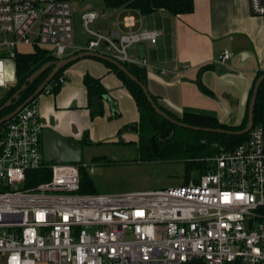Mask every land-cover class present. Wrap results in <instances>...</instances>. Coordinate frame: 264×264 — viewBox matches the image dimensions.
<instances>
[{
	"label": "built area",
	"instance_id": "2783aa9c",
	"mask_svg": "<svg viewBox=\"0 0 264 264\" xmlns=\"http://www.w3.org/2000/svg\"><path fill=\"white\" fill-rule=\"evenodd\" d=\"M84 0H0V60L20 44L56 58L69 48L131 59L134 43L156 38L149 29L94 31L98 17L81 20L89 37L72 41L73 3ZM104 1V0H103ZM264 16V0H249ZM123 27L135 25L132 15ZM228 51L220 54L223 62ZM164 73V71H162ZM64 81L63 77L59 82ZM47 84L42 92L49 93ZM38 98V97H37ZM35 97L0 126V254L5 264H264V128L252 127L238 146L207 158L211 168L171 187L121 193H80L86 162H45L40 107ZM50 178L25 186L29 171Z\"/></svg>",
	"mask_w": 264,
	"mask_h": 264
},
{
	"label": "crops",
	"instance_id": "0c3cea01",
	"mask_svg": "<svg viewBox=\"0 0 264 264\" xmlns=\"http://www.w3.org/2000/svg\"><path fill=\"white\" fill-rule=\"evenodd\" d=\"M140 22L124 29L145 28ZM145 24L156 32V38L129 47V57L146 60L147 87L158 103L177 115L195 110L212 114L225 125L239 126L253 81L264 71V16L251 13L249 0H193L191 12L164 15ZM20 46L27 47L19 52L34 49L20 44L16 51ZM224 51L230 57L222 62ZM77 52L68 49L63 57ZM62 73L64 81L57 90L38 95L44 127L80 144L82 158L84 147L92 143L137 140L131 131L118 136L121 127L138 121L139 114L128 89L104 62L84 57ZM86 73L100 79L104 88L101 95H95L101 98L99 112L91 111L94 96L88 95L83 83ZM198 82L210 94L202 92Z\"/></svg>",
	"mask_w": 264,
	"mask_h": 264
},
{
	"label": "trees",
	"instance_id": "16d2710c",
	"mask_svg": "<svg viewBox=\"0 0 264 264\" xmlns=\"http://www.w3.org/2000/svg\"><path fill=\"white\" fill-rule=\"evenodd\" d=\"M109 7H125L137 9L141 13H152L159 9L168 11L172 14H183L189 13L193 10V0H104ZM98 60L104 62L107 67L112 70L117 78L122 82V84L128 89L134 101L136 102L139 118L138 121L133 123H128L120 128L118 131V136H120L124 131H131L136 133L137 140L134 142H125L122 140H117L118 143H135L139 144V149L142 154L146 151L149 152L151 157H163L165 155L170 157H175V160L183 158L184 168H185V178L183 182H187L191 177H193L189 172L197 165L201 168L199 175L207 172L211 168V163L207 158L219 153L222 150L232 149L239 144L245 142L249 137V132L245 134H230V133H216L207 132L203 130H193L182 128L176 124L171 123L169 120L158 115L151 104L148 102L142 89L132 81L125 73H123L117 66L105 59L97 58ZM15 62V73L16 80L11 83V85L4 91L0 97V107L8 100L15 92L20 90L21 86L25 84V88L20 90L18 96L12 99L11 103L0 110V118L12 112L19 104L25 101L29 96L33 94L36 88L43 82L46 76L49 74L54 66V62L58 60L55 56L49 53L47 50L40 49L38 46H34L32 52L24 53L16 51L14 56ZM124 66L141 82L146 86V70L143 66L137 64L120 61ZM45 63H50V65L38 74L31 82H26V78L37 68ZM71 63L65 65L61 68L54 77L49 81L51 86L50 91H55L60 87L59 78L62 77L63 70L69 66ZM264 71L258 72L253 84L249 90V96L246 107V114L243 122L239 126H228L221 123L217 117L212 114H207L195 110H184L180 115L170 112L169 110L162 107L150 91V94L154 102L164 110L172 118L186 123L188 125L208 127V128H221L226 130H240L245 126L248 115V103L252 96L253 88L257 78L262 75ZM83 83L88 88V95L90 97L95 95H101L104 92V88L100 82V79L91 76L86 73L83 76ZM199 87L202 92L210 94V91L198 82ZM38 95L35 97V99ZM5 124L2 123L0 126ZM253 124L254 127L262 126L264 128V79L261 82L254 106L253 112ZM177 128H181L189 131L186 136L178 135ZM186 133V132H185ZM179 136V137H178ZM112 143V142H104ZM82 144V143H81ZM176 154H186L185 156L177 157ZM98 158V157H95ZM81 163L83 160L81 159ZM106 163H111L110 160H106ZM48 169H39L29 171L27 175V180L25 186H32L41 181L49 180L50 174ZM89 172L84 167L79 168V190L80 193H97L93 189L92 182L88 176Z\"/></svg>",
	"mask_w": 264,
	"mask_h": 264
},
{
	"label": "rangeland",
	"instance_id": "374dc122",
	"mask_svg": "<svg viewBox=\"0 0 264 264\" xmlns=\"http://www.w3.org/2000/svg\"><path fill=\"white\" fill-rule=\"evenodd\" d=\"M87 10H94L98 13V17L89 25V28L102 33H107L113 28L124 30L122 20L126 15H132L136 20V24H139L141 21L140 25H144L143 27H145V29L149 27V25L145 24V22L151 23L158 19L161 20V17L164 15H173L172 13L162 9L146 14L133 8H112L107 6L103 0H84L74 2L71 38L74 46L85 44L89 37L81 20V14ZM140 29L143 28L141 27ZM132 45L129 47H136L137 43ZM26 47L27 46H20L18 51H21ZM129 47L127 49V53L131 56ZM7 85L8 84L0 85V96L10 86ZM176 130L178 131L179 136L183 134L186 136L189 134V131L181 128H177ZM139 147L141 146H139L138 143L126 144L121 142L92 143L90 145H86L84 147L82 160L93 165V171L88 174L92 182L93 189L98 193L115 194L133 190L171 187L179 185L183 182L185 178V165L183 158L175 160V157L167 155L160 158H154L156 154L154 157H151L148 151L142 154ZM185 155L186 154H176L177 157ZM106 160H110L111 163H106ZM80 163L81 162L73 164ZM200 171L201 168L194 165V168L189 173L193 177H197L199 176ZM0 264H5V259L1 254Z\"/></svg>",
	"mask_w": 264,
	"mask_h": 264
},
{
	"label": "water",
	"instance_id": "95a60500",
	"mask_svg": "<svg viewBox=\"0 0 264 264\" xmlns=\"http://www.w3.org/2000/svg\"><path fill=\"white\" fill-rule=\"evenodd\" d=\"M84 57H95L100 59H105L117 66L123 73H125L132 81H134L144 92L148 102L151 104L155 112L162 116L163 118L169 120L171 123L176 124L178 126L189 128L193 130H203L207 132H216V133H230V134H245L248 133L251 128L254 126L253 124V112H254V106L256 101V96L258 92V88L261 84V82L264 79V73L260 75L257 80L255 81L252 96L248 103V115H247V121L245 123V126L240 130H226L221 128H206V127H199V126H193L188 125L186 123L180 122L174 118H172L170 115H168L164 110H162L153 100L148 87L141 82L136 76H134L125 66L123 63H121L116 58H113L110 55L102 54L99 52L94 51H80L73 55H70L68 57H61L58 60L54 62V66L49 72V74L46 76V78L43 80V82L36 88V90L33 92L31 96H29L25 101H23L21 104H19L12 112L8 113L7 115L0 118V125L12 117L15 116V114L21 110V108L26 105L28 102H30L34 97L39 95L44 87L49 83V81L54 77V75L65 65L72 63L78 59L84 58ZM50 63H45L41 65L39 68H37L35 71H33L27 78L26 82H31L38 74H40L42 71H44ZM0 74L2 77V82L0 85H4L7 83H12L16 80V73H15V62L11 58L0 60ZM25 88V84H23L20 88V90ZM15 92L8 100L5 101V103L0 107V109L8 106L12 99L16 98L18 96L19 91ZM92 107L91 111L99 112L100 111V104H101V98L99 96H94L91 99ZM41 150L43 159L46 162L51 163H61V162H72V163H78L82 159V146L78 143L73 142L70 138L62 136L57 131L53 130L50 127H43L41 131Z\"/></svg>",
	"mask_w": 264,
	"mask_h": 264
},
{
	"label": "bare ground",
	"instance_id": "6f19581e",
	"mask_svg": "<svg viewBox=\"0 0 264 264\" xmlns=\"http://www.w3.org/2000/svg\"><path fill=\"white\" fill-rule=\"evenodd\" d=\"M2 82V77H1V74H0V83Z\"/></svg>",
	"mask_w": 264,
	"mask_h": 264
}]
</instances>
